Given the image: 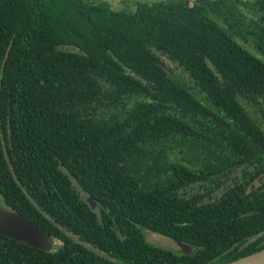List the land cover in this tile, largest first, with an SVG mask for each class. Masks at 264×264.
<instances>
[{"label":"trees","instance_id":"1","mask_svg":"<svg viewBox=\"0 0 264 264\" xmlns=\"http://www.w3.org/2000/svg\"><path fill=\"white\" fill-rule=\"evenodd\" d=\"M248 103H264V0H0V201L55 241L0 235V264H225L264 248Z\"/></svg>","mask_w":264,"mask_h":264},{"label":"water","instance_id":"2","mask_svg":"<svg viewBox=\"0 0 264 264\" xmlns=\"http://www.w3.org/2000/svg\"><path fill=\"white\" fill-rule=\"evenodd\" d=\"M0 235L44 251L53 249L55 243L53 236L36 223L1 204ZM178 243L184 252L190 249L189 245L182 242ZM225 264H264V248Z\"/></svg>","mask_w":264,"mask_h":264},{"label":"rangeland","instance_id":"3","mask_svg":"<svg viewBox=\"0 0 264 264\" xmlns=\"http://www.w3.org/2000/svg\"><path fill=\"white\" fill-rule=\"evenodd\" d=\"M110 2V4L115 7V8H124L125 10H129L130 8H135L136 1H141V0H107ZM166 64L169 67H172L173 64L170 62H166ZM179 72V71H177ZM247 110L251 114V116L256 119L261 126L264 128V103L257 104V103H248L247 105ZM191 155V153H188ZM194 161H192L193 163ZM264 180V178H263ZM255 185H258L261 183L260 179H257L254 181ZM1 204V201H0ZM144 233L146 236V239L148 242L158 245L164 248H169L172 250H177L178 243L176 240L171 238L170 236L163 235L154 231H150L148 229H144Z\"/></svg>","mask_w":264,"mask_h":264},{"label":"flooded vegetation","instance_id":"4","mask_svg":"<svg viewBox=\"0 0 264 264\" xmlns=\"http://www.w3.org/2000/svg\"><path fill=\"white\" fill-rule=\"evenodd\" d=\"M81 200H83L85 203H86V206L92 211L94 212L97 216L100 217V219L108 226H110V228H113L114 227V222L113 221H110L109 219L105 218L104 215H102V212H103V207L101 206V203L99 204L97 201L95 200H92L91 198H82ZM177 243L180 242L178 240H176ZM183 243V242H182ZM184 244H187V243H184ZM178 247H177V250L179 251H184L180 244L178 243L177 244ZM188 245V244H187ZM190 246V245H189ZM191 250V246H190V249H188V251Z\"/></svg>","mask_w":264,"mask_h":264}]
</instances>
